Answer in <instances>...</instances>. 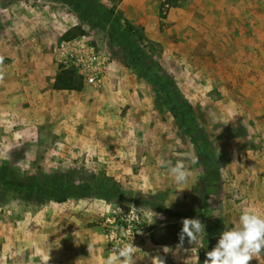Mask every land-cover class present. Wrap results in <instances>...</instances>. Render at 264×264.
I'll list each match as a JSON object with an SVG mask.
<instances>
[{
	"label": "rangeland",
	"instance_id": "374dc122",
	"mask_svg": "<svg viewBox=\"0 0 264 264\" xmlns=\"http://www.w3.org/2000/svg\"><path fill=\"white\" fill-rule=\"evenodd\" d=\"M114 1L0 0V208L16 219L48 209L56 218L68 209L88 213L86 235L73 242L90 243L103 256L110 251L106 218L116 216L117 205H132L138 229L146 228L136 264H153L157 256L164 264H198L206 238L215 246L244 208L264 211V0H188L168 17L160 15L151 36L117 13ZM76 38L92 44L106 65L100 86L84 83L79 97L68 102L76 115H68L67 123H79L81 137L65 118L61 127L41 117L26 122L41 112L12 85L22 82L21 64L32 58L30 93H44L41 73L49 82L61 66L60 44ZM173 85L188 101L185 112L194 114L186 127L206 136L207 155L165 105L169 94L178 99ZM10 91L15 104L31 109L17 121L3 112ZM186 151L198 162L190 165V181L177 185L157 161L174 164ZM9 178L30 188L11 187L4 182ZM101 182L108 189L115 184L111 191L86 188ZM137 194L156 199L163 209L116 200ZM167 210L181 221L204 223L207 231L195 247L187 238L181 247L171 235L165 226L179 218ZM56 252L51 248L50 255ZM66 252V264H72V249ZM250 264H264V253Z\"/></svg>",
	"mask_w": 264,
	"mask_h": 264
},
{
	"label": "crops",
	"instance_id": "0c3cea01",
	"mask_svg": "<svg viewBox=\"0 0 264 264\" xmlns=\"http://www.w3.org/2000/svg\"><path fill=\"white\" fill-rule=\"evenodd\" d=\"M103 1L112 2L114 0ZM113 4L116 7V12L126 18L130 24L144 28L147 35L151 36L150 32L155 29L160 16L158 0H115ZM34 62L31 58L26 63H22L21 76L24 79L19 84H12L16 94L18 93L32 105H37V111L41 112L39 113L41 116L32 113L26 122H33L35 118L41 117L48 119L51 123L54 121L52 126L61 127L60 122L63 118H65L67 123L69 122L68 115H71V117L76 115L73 112L72 105L68 102H72L73 98L79 97L78 95L83 90L80 92L55 90L53 84L57 74L55 73L48 82L42 72L40 80L47 85L46 92L42 93V89L40 93L37 91L31 94L29 88L32 80L28 67ZM8 100L9 104L3 107V112L15 118L16 121L21 119V112L23 113L25 109L31 112L30 107L24 108L23 105L20 107L17 103L15 104L17 96H13L11 91ZM68 107L71 108L68 109ZM63 110H68V112L62 115L61 112ZM22 120H25V118H22ZM42 122H45V120ZM78 124L74 121L73 124L67 123V125L74 127V130L79 132L76 133L81 137L82 127L81 129L78 128ZM71 133L74 134L73 132ZM64 211L66 212H63V210L59 211V214L56 215L57 218L54 212L48 209L42 210V214L37 216H35V213H27L24 219H16V217L12 216L6 217L5 211L3 212L2 208H0V264H37L41 260L66 264V247L69 250L72 249L74 254L71 257L72 264H76L78 260L79 263L84 261L88 264H104L108 256L104 250V254L101 256L94 252L95 249L92 244L81 241L73 242L74 239H79L78 237L86 235L87 224L92 219L90 214L78 212L75 209ZM52 226L53 229H51ZM66 239L70 240V244L67 245ZM88 246L91 251H89ZM54 247H56L57 252L55 255H50V250ZM87 255H90L88 261H86Z\"/></svg>",
	"mask_w": 264,
	"mask_h": 264
},
{
	"label": "clouds",
	"instance_id": "9594fccd",
	"mask_svg": "<svg viewBox=\"0 0 264 264\" xmlns=\"http://www.w3.org/2000/svg\"><path fill=\"white\" fill-rule=\"evenodd\" d=\"M3 57L0 56V64ZM0 79L3 74L0 73ZM198 162L191 151L177 154L176 162L171 160L159 159L158 166L166 167L168 175L177 185H186L193 177V171L190 165ZM130 218L137 210L131 205ZM115 211L122 214V209L117 205ZM205 233V225L199 218H184L182 220V229L179 233L180 246H183L185 238L190 244L199 243V237ZM121 236L127 238L129 232L121 229ZM134 240L115 245L110 249L104 264H136L137 249ZM89 247V246H88ZM167 247L164 248L165 252ZM89 251L91 248L89 247ZM193 252L194 250L191 249ZM264 253V211L255 207L244 208L238 221L231 227L225 229L219 234V239L214 248L206 253L204 264H250L254 258H258ZM79 264V260L76 262ZM153 264H164L160 257L153 260Z\"/></svg>",
	"mask_w": 264,
	"mask_h": 264
},
{
	"label": "built area",
	"instance_id": "2783aa9c",
	"mask_svg": "<svg viewBox=\"0 0 264 264\" xmlns=\"http://www.w3.org/2000/svg\"><path fill=\"white\" fill-rule=\"evenodd\" d=\"M188 0H158L159 2V14L165 18L181 4ZM60 65L65 67H71L77 70L82 76L85 84H92L93 86H100L102 77L105 73V61L101 59V56L96 51V48L83 40L82 38H76L71 41H63L60 44ZM116 216L111 220L107 217L105 223L106 233L105 239L110 249L120 242L127 243L134 240L135 246L141 240V236L146 234L145 226L138 229L137 224H140L139 216L136 211L129 218L128 215L131 212L128 209H122V214H118L114 210ZM121 229L129 232L127 238L121 236Z\"/></svg>",
	"mask_w": 264,
	"mask_h": 264
},
{
	"label": "trees",
	"instance_id": "16d2710c",
	"mask_svg": "<svg viewBox=\"0 0 264 264\" xmlns=\"http://www.w3.org/2000/svg\"><path fill=\"white\" fill-rule=\"evenodd\" d=\"M70 35V32L66 33V37ZM174 90L176 91L177 98L174 95L172 98L171 95L169 94L167 100L165 101V105L169 107V109L172 111L173 116L175 117L177 123L184 128L185 132L187 133V136L193 143L195 147L200 151L202 155H207L208 150L205 149V147H202V143L204 142V138L206 137L205 134L203 133L202 130L199 129V133L196 134L192 132L188 127H186V124L189 123L191 120L194 121V114L192 112H185V109L190 108L188 101L185 99V97L180 93V90L177 88V86L173 85ZM53 88L55 90H68V91H77L80 92L84 88V81L82 76L75 70L74 68L71 67H65V66H60L59 71L55 77V81L53 84ZM177 99V100H176ZM18 179V178H17ZM15 178H9L7 180H4L5 183L10 185L11 187H19L23 189H28L30 188V185L28 182L24 180H17ZM109 180L113 181V178H108ZM115 184V182L111 183ZM110 184V188L104 184V183H89L87 184V189L89 190H98L101 189L103 191H111L113 189V186ZM119 202H124L127 204L134 203L137 206H152L155 203V208L157 209H163V206L159 204V202H156V199L153 198H147L142 195H135L134 198H130L127 202L122 201L121 199H116ZM154 200V202L152 201ZM57 201H65V198L63 199H58ZM113 201V200H111ZM167 212L172 215V216H177L178 221L175 223H171L165 227H167L168 231L171 233V235H176L179 237V233L182 229V221L181 217L178 216L175 212H171L170 210H167ZM207 231V230H205ZM156 234H150V240L153 244H159L157 237L155 236ZM209 232L207 234V237L209 236ZM204 240V238H203ZM206 245L203 246L201 252L198 264H204V260L206 259V256L204 257V253L206 254L208 251H211L214 248L213 242L209 241L207 238L204 240ZM164 244H167V241H163ZM191 247H195V245H191Z\"/></svg>",
	"mask_w": 264,
	"mask_h": 264
}]
</instances>
